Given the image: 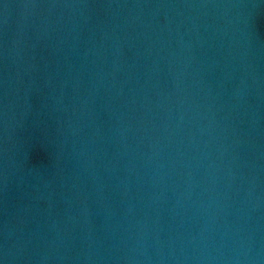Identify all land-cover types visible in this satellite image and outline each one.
<instances>
[{
    "label": "water",
    "instance_id": "95a60500",
    "mask_svg": "<svg viewBox=\"0 0 264 264\" xmlns=\"http://www.w3.org/2000/svg\"><path fill=\"white\" fill-rule=\"evenodd\" d=\"M0 264H264V0H0Z\"/></svg>",
    "mask_w": 264,
    "mask_h": 264
}]
</instances>
